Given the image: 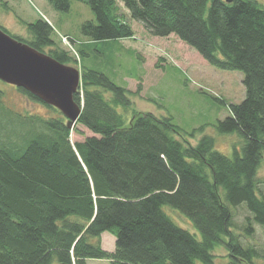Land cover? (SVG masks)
Masks as SVG:
<instances>
[{
  "label": "trees",
  "instance_id": "obj_1",
  "mask_svg": "<svg viewBox=\"0 0 264 264\" xmlns=\"http://www.w3.org/2000/svg\"><path fill=\"white\" fill-rule=\"evenodd\" d=\"M69 12L72 0H47ZM88 4L95 21L81 26L94 41L128 39L134 31L116 0ZM130 17L154 36L175 34L215 68L243 73L246 97L219 120L222 134L243 140L233 157L203 135L192 144L172 117L132 110L126 88L89 66L74 94L82 105L75 125L24 88L29 100L53 116L5 115L0 107V264H216L224 243L228 264H256L264 251L246 245L236 231L234 210L251 213L242 230L264 226V5L260 0H122ZM28 36L5 32L64 64L75 59L59 47L43 17L26 22ZM1 28V27H0ZM84 52L82 57L84 58ZM226 104L224 100L217 99ZM8 120L6 121V117ZM91 132L72 142V132ZM188 135V137H187ZM187 216L201 238L165 211ZM115 250L102 246L103 233Z\"/></svg>",
  "mask_w": 264,
  "mask_h": 264
},
{
  "label": "rangeland",
  "instance_id": "obj_2",
  "mask_svg": "<svg viewBox=\"0 0 264 264\" xmlns=\"http://www.w3.org/2000/svg\"><path fill=\"white\" fill-rule=\"evenodd\" d=\"M119 13L131 25L134 36L128 39L94 41L81 32L85 21H95L90 6L72 0L69 12L56 10L47 0H0V27L10 34L27 37L26 22H34L39 17L53 23L54 39L59 47L75 59L69 64L80 72L83 65L107 74L115 83L124 87L132 101V110L152 112L156 116L172 117L173 122L187 135L192 144H197L201 136L215 138L216 149L233 157L234 147H241L237 134H222L216 125L231 115L229 105L239 104L246 97L240 71L221 70L211 66L196 49L180 40L175 34L166 37L152 35L143 25L130 17L122 0H116ZM264 5V0H260ZM48 21V20H47ZM84 58L82 57V53ZM81 82L78 87L80 90ZM77 90V91H78ZM217 99L224 100L226 104ZM0 107L5 115L53 116L55 112L38 101L29 100L18 87L0 80ZM6 121L8 120V116ZM83 133L73 131L72 142L84 140L91 132L82 125L76 126ZM259 187L264 188V160L259 169ZM171 218L183 228L201 238L190 219L180 211L164 207ZM251 213L245 205L234 210L235 229L246 245H256L264 251V226L255 224V233L247 235L242 227ZM110 237H115L108 233ZM103 244L110 243L103 236ZM114 245V240H113ZM216 264H228V250L224 243L214 249ZM90 261V260H89ZM100 261V262H99ZM90 263V262H89ZM92 264H112L108 259H91ZM256 264H264V258L256 259ZM246 264V263H245Z\"/></svg>",
  "mask_w": 264,
  "mask_h": 264
},
{
  "label": "water",
  "instance_id": "obj_3",
  "mask_svg": "<svg viewBox=\"0 0 264 264\" xmlns=\"http://www.w3.org/2000/svg\"><path fill=\"white\" fill-rule=\"evenodd\" d=\"M0 80L24 88L60 110L69 119L70 126L75 125L80 118L83 106L74 99L81 82L80 70L17 40L2 28Z\"/></svg>",
  "mask_w": 264,
  "mask_h": 264
},
{
  "label": "crops",
  "instance_id": "obj_4",
  "mask_svg": "<svg viewBox=\"0 0 264 264\" xmlns=\"http://www.w3.org/2000/svg\"><path fill=\"white\" fill-rule=\"evenodd\" d=\"M47 20L53 25L51 20H49V19H47ZM103 236H106L107 241L110 243L109 248H106V246L103 244ZM101 240H102V246L106 250L111 251V252L115 250V239H113V237H110V235H108V232H105V233L102 234ZM113 240H114V245H113ZM89 262H90L89 264H92L91 260Z\"/></svg>",
  "mask_w": 264,
  "mask_h": 264
}]
</instances>
